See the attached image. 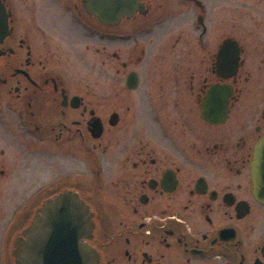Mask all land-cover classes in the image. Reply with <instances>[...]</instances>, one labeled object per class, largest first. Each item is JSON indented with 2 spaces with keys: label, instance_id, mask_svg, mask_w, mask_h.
Here are the masks:
<instances>
[{
  "label": "flooded vegetation",
  "instance_id": "1",
  "mask_svg": "<svg viewBox=\"0 0 264 264\" xmlns=\"http://www.w3.org/2000/svg\"><path fill=\"white\" fill-rule=\"evenodd\" d=\"M82 2L0 0V264L65 190L100 264H264V0Z\"/></svg>",
  "mask_w": 264,
  "mask_h": 264
},
{
  "label": "water",
  "instance_id": "2",
  "mask_svg": "<svg viewBox=\"0 0 264 264\" xmlns=\"http://www.w3.org/2000/svg\"><path fill=\"white\" fill-rule=\"evenodd\" d=\"M86 13L105 24L141 12V0H83ZM257 199L264 201V138L251 161ZM87 204L69 190L46 200L34 219L13 243L14 264H100L97 252L86 243L94 222Z\"/></svg>",
  "mask_w": 264,
  "mask_h": 264
},
{
  "label": "rangeland",
  "instance_id": "3",
  "mask_svg": "<svg viewBox=\"0 0 264 264\" xmlns=\"http://www.w3.org/2000/svg\"><path fill=\"white\" fill-rule=\"evenodd\" d=\"M51 17H53V14H51Z\"/></svg>",
  "mask_w": 264,
  "mask_h": 264
}]
</instances>
